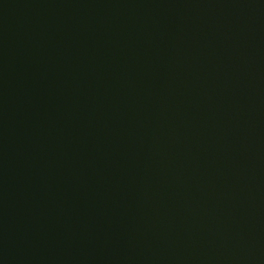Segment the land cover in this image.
Here are the masks:
<instances>
[{
    "label": "water",
    "instance_id": "obj_1",
    "mask_svg": "<svg viewBox=\"0 0 264 264\" xmlns=\"http://www.w3.org/2000/svg\"><path fill=\"white\" fill-rule=\"evenodd\" d=\"M0 264H264V0H0Z\"/></svg>",
    "mask_w": 264,
    "mask_h": 264
}]
</instances>
